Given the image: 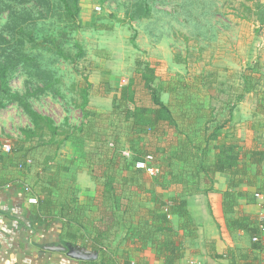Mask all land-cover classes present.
I'll list each match as a JSON object with an SVG mask.
<instances>
[{
	"label": "rangeland",
	"instance_id": "374dc122",
	"mask_svg": "<svg viewBox=\"0 0 264 264\" xmlns=\"http://www.w3.org/2000/svg\"><path fill=\"white\" fill-rule=\"evenodd\" d=\"M244 2L147 0L151 15L138 18L134 12L141 0H78L75 28L56 1L0 0V60L13 64L8 84L11 93L19 96L0 110V157L22 153L21 157L32 159L31 173L41 183L49 178L48 169L64 164L70 171L59 180L63 187H71V170L86 166L78 159L93 155L99 136L111 141L116 127L119 141L125 144L123 135L134 120L131 115L126 122L125 109L131 114L137 109L131 101L139 107L151 106L141 83L146 68L154 71L151 87L185 137L186 133L194 140L200 138L205 110H214L218 124L232 110L224 132L238 142L261 137L264 146V128H259L264 119L255 114V91H264V25L253 15L244 18ZM254 3L264 5V0H252L249 5ZM19 28L30 31L36 42L18 40ZM54 43L71 58L77 55L78 45L82 55L74 63L64 61L47 49ZM250 69L252 82L245 87L243 78L249 77ZM84 78L91 85L88 118L79 108ZM0 99H5L2 94ZM21 103L50 118L57 134L51 138L46 127L36 131ZM81 126L86 131L82 139L76 132ZM32 132L36 135L28 136ZM18 144L23 151L7 154L2 150L4 145L16 150ZM125 147H120L123 156H132ZM83 183L93 185L85 176ZM30 187L36 191L40 186Z\"/></svg>",
	"mask_w": 264,
	"mask_h": 264
},
{
	"label": "crops",
	"instance_id": "0c3cea01",
	"mask_svg": "<svg viewBox=\"0 0 264 264\" xmlns=\"http://www.w3.org/2000/svg\"><path fill=\"white\" fill-rule=\"evenodd\" d=\"M205 114L207 117L209 112L205 110ZM205 126L204 121L200 138L194 140L185 133L187 137L183 134L178 135L182 137L180 142L185 146L193 144L203 149ZM227 126L228 124L222 129L223 132ZM173 134L174 130H171L164 140H157L155 143L160 145L161 141L170 140L169 143L174 144L177 140L171 137L176 136L177 133ZM123 141L126 144L125 148L129 150L127 142ZM253 141V138L245 142L233 140L246 147H249ZM169 143L160 145L159 150L156 151L154 162L150 163L153 167L150 172L136 169L131 159L133 154L128 157L123 156L122 153L117 157L120 162L110 169L104 168L102 173L106 177H111L115 187H120L125 180L131 187V194L127 195L131 198L130 202L121 200L120 206L124 208L130 205L132 220L122 223L121 220L109 219L108 223L102 225L106 230L104 242L108 245L109 252L118 259L123 252H126L131 264H163V261L150 250L149 245H139L134 242L136 238L133 239L130 235L139 216L146 214L147 209H153L157 201L166 203L172 197L180 196L186 201V209L195 230L192 235L182 238L183 257L178 264H264V248L255 247L250 235L243 228L234 225L240 215L264 217V197L261 195L256 197V186L243 184L231 188L230 177L226 174L202 171L194 174L191 168L185 172L182 162L174 158L175 153L172 154L175 150L169 149L163 152L165 146H173ZM125 144L120 142V147ZM148 144L146 141L145 149L154 152ZM261 147L264 150L262 142ZM20 154L22 153L13 155L14 158L10 156L0 161V264H80V261L96 259L95 252H88L75 244L80 240V235L93 237L96 234L95 228L99 226L96 222V206L93 202L97 190L101 188L102 180L98 181L101 173L96 175V171L99 170L94 172L93 165L88 164L91 161V154L88 153L82 159H78L88 162L85 167L71 170L73 173L69 182L71 187L68 185L63 187L59 180L70 169L62 164L60 169L52 171L53 173L57 171L58 181L55 192L60 201L54 198L56 218L49 225L44 222L38 223L34 212L37 205L36 194L46 181L41 183L36 175H32L30 166L24 169L17 167L18 163L26 158V156L21 157ZM184 156L186 158V155ZM189 160L194 165L210 164L213 161V152L209 150L206 156H203L199 150V153L191 155ZM174 164L176 168L165 169L167 165ZM157 168L160 169L158 177L154 174ZM84 176L90 184H93L92 187L83 183ZM32 184L40 187L33 191L30 187ZM31 189L32 193H29ZM72 198L77 200V204L70 203ZM64 202L73 210L83 211L80 217L70 221L72 233L70 236L66 233V221L61 217ZM225 203L228 210H225ZM107 204L108 210H111L112 205ZM232 205H235V212L229 211ZM171 223L176 229L177 217H172ZM262 239L264 240V237ZM61 242L68 245L67 252Z\"/></svg>",
	"mask_w": 264,
	"mask_h": 264
},
{
	"label": "trees",
	"instance_id": "16d2710c",
	"mask_svg": "<svg viewBox=\"0 0 264 264\" xmlns=\"http://www.w3.org/2000/svg\"><path fill=\"white\" fill-rule=\"evenodd\" d=\"M53 1L58 2L63 16L71 22L70 24L75 28L78 27V0ZM251 1L252 0H245V2L242 3L244 13L247 15L244 16V18L249 19L253 15L259 22L260 26H262L264 25V5L260 3L249 5V2ZM151 11L152 5L149 6L147 0H141V3L137 5L134 13L138 16V18H148L151 15ZM16 37L18 40H28V42L32 44L36 42L33 40L31 32L24 28H19L17 30ZM47 41L54 42L52 40ZM41 43L42 42H40V44ZM76 47L78 52L73 58L66 55L63 49L56 43H54L52 47L47 46V49L64 61H71L74 63L77 57L82 55L80 47L78 45H76ZM1 51L2 50L0 49V55ZM13 71L14 68L12 63H5L0 60V94H2L7 100L5 101V99H0V110L5 109L12 101L19 100L18 95L11 93L8 84L11 72ZM251 73L252 70L250 69L249 77L244 75L243 85L245 87L249 86L252 82V78L250 77ZM153 78L154 71L152 69L146 68V70H144L141 74L142 87L147 91V96L149 97L151 106L139 107L138 104L135 105L134 102L131 101L133 106L137 109H135L132 114L129 109H125L124 112L126 122L130 120L129 116H134L133 121H128L129 126H127L125 135H123L128 144L129 151L133 154V157L131 158L132 162L134 163V166L137 163H145L147 169L153 168L150 163L154 162V157L157 155L156 151L160 148V145L155 143L157 140H164L167 133L171 130H174L177 135H182L169 108L163 104L157 92L151 87ZM84 84L85 87L81 89L82 102L79 105V108L81 109L84 118H88L90 113L86 108L88 105V95L91 85L88 83L86 78H84ZM255 99V114L264 119V91H255ZM21 105L25 112L34 121L33 123L36 131H42L44 127H46V129L51 133V138L57 134V129L54 128L50 118L36 113L24 103H21ZM114 108L115 110L117 109L116 107ZM213 111L214 110H210L205 120L206 126L203 137L205 145L203 149H200L199 146H194L193 144L185 146L180 141H177L174 144H170L173 145L171 147L165 146L163 148V152L169 149L170 151L175 150L172 154L175 153L174 158L179 162H182L185 172H188L191 168L194 174L199 173V171L204 173H223L230 177L231 188L238 187L243 184H253L256 186L257 194L264 197V150L261 147V137L258 139L255 138L249 147L241 146L238 143L233 142V140L236 141L235 137H233L232 134L229 135L228 133H224L222 131V129L232 120V110L228 111V117L221 124L216 123L214 120L215 117ZM259 128H264V125H260ZM76 132L80 135L78 138L82 139L81 136L86 131L84 130V126H81L76 129ZM112 132L113 133L110 136L111 142H108L106 136H99L100 138L95 140L91 161H89V163L86 161L88 164L91 163L97 168V170L100 171L101 175H99L98 181L102 180V182L101 188L97 190V195L95 196L93 202L96 206V222L99 224V226L95 228L96 234L93 237L80 235V240L75 242L77 246L82 247L86 251L95 252L97 254V258L80 261V264H131L129 256L126 252H123L121 258H115L109 252L108 245L104 242L106 230H104V226L102 225L108 223L107 220L116 219L121 220L122 223H127V221L130 222L132 220L130 205L124 208H121L120 206L121 200H127L130 202L131 199L130 197H127V195L131 194V187L127 185V180L123 181V183L120 184V187H115V185L112 184L111 177H106L104 176V173H102L105 167L110 169L114 166V164L120 162V159H117V157L121 156L122 153L120 149L119 131L116 127H113ZM34 135H36V133L32 132V134H28V136ZM92 140L94 141V139H91V141ZM146 141L150 144L148 145L153 148L154 152H148L145 149ZM109 145L112 147H109ZM18 146V149H11L10 152L23 151V145L18 144ZM199 150H201V154L203 156H206L207 151L211 150V152H213V161L210 164L202 166H200V163H196V165H194L189 159L194 153H199ZM184 155H186V158ZM187 155L189 158H187ZM172 158L171 160H173ZM3 159L4 158L0 157V161ZM25 160L26 159L18 163L17 167L19 169H24V167L27 166L24 164ZM204 161L206 162V157ZM146 168L136 169L147 172ZM167 168L172 170V168H176V165H167L165 169ZM47 171L51 173H48L49 178L47 179L46 184L43 183L38 194H36L38 196L34 212L38 223L44 222L46 225H49L52 220L56 218V213L54 212V198H57V201L60 200L55 192L58 181L56 180L57 171L54 173L50 169ZM159 171L160 169L154 173L156 177L160 176ZM26 190L28 189L26 188ZM29 193H32V189ZM70 203L77 204V200L72 198ZM107 203L112 205V209L110 208L111 210H108ZM225 210H228L226 203ZM229 211L235 212V205H232L229 208ZM61 212V217L67 224L66 233L70 236L72 234L70 232V221H72L73 218L80 217L83 211L73 210L64 202V207ZM172 217H177L178 223L176 229L171 223ZM236 221L237 222L234 223V225L243 228V230L250 235L252 241L253 238H257L256 241H253L255 247L264 248V240L262 239V237H264V232H262V228H264V221H260L259 217L249 215H240L239 219ZM194 230L195 226L190 220L186 209V201L178 196L172 197L166 203L157 201L153 209H147L146 214L139 216L130 237L133 239L136 238L134 242L139 245H149L150 250L157 258L163 261V264H178L183 257L182 238L192 235ZM61 245L67 252V249H69L68 245L62 242Z\"/></svg>",
	"mask_w": 264,
	"mask_h": 264
},
{
	"label": "built area",
	"instance_id": "2783aa9c",
	"mask_svg": "<svg viewBox=\"0 0 264 264\" xmlns=\"http://www.w3.org/2000/svg\"><path fill=\"white\" fill-rule=\"evenodd\" d=\"M2 150L5 153H9L11 151V147L9 145H4L2 147ZM24 164H26L27 166H29V165H32L33 164V161H32V159L27 158ZM135 166H136V168H139V169H145L146 168V164L145 163H137ZM146 170H147V172H150V169H147L146 168ZM259 196L260 195L256 194V197H259ZM259 220L260 221H264V217L263 216H260L259 217ZM262 232H264V228H262ZM256 240H257L256 237L253 238V241H256ZM191 264H194V263H191Z\"/></svg>",
	"mask_w": 264,
	"mask_h": 264
}]
</instances>
